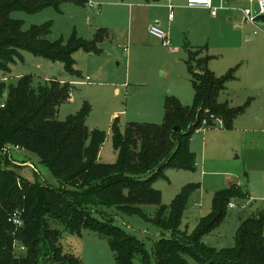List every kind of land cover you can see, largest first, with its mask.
Returning <instances> with one entry per match:
<instances>
[{
    "label": "trees",
    "instance_id": "obj_1",
    "mask_svg": "<svg viewBox=\"0 0 264 264\" xmlns=\"http://www.w3.org/2000/svg\"><path fill=\"white\" fill-rule=\"evenodd\" d=\"M65 2L85 5L88 0H0L1 74L10 71V65L23 51L63 62L68 69L73 68L72 56L78 50L101 53L97 43L107 35L103 29L90 41L74 37L64 45L49 39L51 24L24 31L22 22L11 17L15 11L34 14ZM184 48L193 76V106L184 107L168 97L162 124L130 123L122 131L115 120L111 132L116 161L112 164L100 160L106 134L87 126L89 105L65 121L58 120L59 107L71 96L69 84L53 80L35 90L29 76L8 87L0 83V104H4L0 108V264H79L63 254V231L52 228L51 223L70 233H97L108 241L118 264H133L137 255L143 264H153L144 245L115 225L112 218L100 220L92 216V209L101 206L144 217L142 209L150 205L157 207L154 222L169 234L155 244V264H187L186 255L201 264H264V217L244 220L232 249L218 251L201 240L224 220L232 200H247L248 194L242 188L232 184L217 192L212 214L189 234L180 230V224L193 188L185 189L167 207L152 187L166 169L193 170V134L201 128L214 127L218 119L223 121V128L231 129L250 103L238 107L221 103L219 96L236 79L237 68L219 77L209 69L212 56H203V49L189 45ZM177 127L181 131H175ZM10 148L36 155L60 187L31 183L18 176L10 169ZM16 211L21 212L24 226L15 230L8 219ZM102 216L106 218L103 213ZM14 242L23 245L26 253L14 252Z\"/></svg>",
    "mask_w": 264,
    "mask_h": 264
},
{
    "label": "rangeland",
    "instance_id": "obj_2",
    "mask_svg": "<svg viewBox=\"0 0 264 264\" xmlns=\"http://www.w3.org/2000/svg\"><path fill=\"white\" fill-rule=\"evenodd\" d=\"M88 1L93 3V7L88 3L79 5L75 2H65L58 8L47 7L34 14L15 11L11 17L22 22L24 31L34 26L51 24L49 39L62 41L64 45L69 44L74 37L77 40L90 41L103 29L107 35L97 43L101 53L78 50L72 56L73 68L68 69L63 62L37 57L29 51H23L21 57L10 65L8 73H0V78H6V81L1 83H7L8 87L16 85L19 78L29 76L35 90L53 80L69 84L71 96L59 107L58 120L65 121L68 117L78 114L84 105H89L91 113L87 126L90 130H99L106 134L100 160L102 163L112 164L116 161L111 132L113 122L118 120L122 131L130 123L162 124L164 104L168 97L178 100L184 107H192L195 100L193 76L187 63L188 52L183 46L173 55L172 62L165 56L158 43L147 44L148 50L141 55L140 48H131L130 45L126 51L124 47L128 42L123 39L129 28L128 18L123 25L113 23L114 12L108 11L101 16L103 8L100 9V2ZM231 6L230 9L237 18L231 22L224 17L226 13L221 9L218 12L220 21L222 20L220 26L211 20L213 16L211 17L210 11L206 14L197 9H175L171 22L178 25V29H188L190 26L192 29L174 32V39L177 40L181 35L190 41L191 32L193 40L202 42L210 53L221 52V56L214 57L211 62L224 65H227L229 51L239 50L242 45L243 51L250 55V59L255 51L264 54V32L258 30L256 40L249 41L246 32L251 29L255 32L256 28L245 23L241 13L242 8L256 10L257 5L239 2ZM163 15L169 20V10ZM103 22L109 24L110 29L101 26ZM198 22L203 26L201 29L196 27ZM243 25L245 30L242 29ZM235 68L237 76L245 67ZM250 68L251 65L248 66V69ZM261 71L257 69L244 75L246 82H241V85L245 86L240 87L242 91L250 92L246 99L250 103L245 113L234 121L231 129L223 128L216 120L214 127L201 128L193 134L190 148L196 157L195 168L166 169L152 185L160 194L162 204L167 207L171 206L185 189L193 188L182 212L180 224L182 232L192 234L201 221L212 214L214 197L217 192L229 187L228 179L240 183L244 181L235 177V173L233 175L237 167L249 165L256 168L250 173L254 195L250 189L247 200H232L231 203L236 205V208L228 207L224 220L201 239L207 247L218 251L236 246V236L244 220L264 217V133H249L264 129V125L259 123V115L264 117V66ZM219 101L223 103L221 98ZM9 156L10 169L18 176L31 183L42 182L60 187L56 177L40 163L36 155L22 149L10 148ZM206 158L219 163H213L211 173L202 178L201 165ZM142 212L144 217L130 215L117 207L98 206L92 209V216L100 220L112 218L115 225L144 245L152 257V263L155 264V244L163 237H169V234L154 222L156 206H145ZM51 226L63 231L60 238L63 254L75 258L79 264H118L108 241L97 233L88 230L70 233L58 224L51 223ZM185 259L187 264H201L197 258L190 255H186ZM133 264H143L139 255L135 257Z\"/></svg>",
    "mask_w": 264,
    "mask_h": 264
},
{
    "label": "crops",
    "instance_id": "obj_3",
    "mask_svg": "<svg viewBox=\"0 0 264 264\" xmlns=\"http://www.w3.org/2000/svg\"><path fill=\"white\" fill-rule=\"evenodd\" d=\"M100 2V9L103 8V13L101 12V16L104 14H107L108 11L114 12L113 17H112V22L113 23H118L119 25H123L125 22V19L128 18L127 24H129V28L127 29V34L124 35V41L128 42L126 44L127 46L124 47L126 51H128V45L131 46V48H140V55L146 50L147 44L149 43H158L162 51H164L165 56L169 57L170 62L173 61L172 57L173 55L177 54L179 52V47L183 46H191L194 48H199V49H205L203 52L204 55H210L213 58H218L221 56V52L213 53L209 52L207 48L202 44V42H197L193 40L191 36V32H189V39L190 41H187L182 37L181 35L177 38V40L174 39V32L177 31H190L192 27L190 28H179L178 25H176L174 22H171L170 15L174 13V10L177 9L178 11H186L190 9H197V11H204L206 14L207 12L209 13V10L203 9V8H189L187 6V0H171L168 2L167 0H97ZM239 2H245L244 0H213V5L216 8H223L224 12L226 15L224 17L226 19H229L231 22L234 21V19L237 18V15H234L232 13V9H230L235 3ZM247 3V2H246ZM228 4V6H227ZM172 7V9L170 8ZM243 9V8H242ZM245 9V8H244ZM169 10V20H167L166 15H163V13H166ZM100 13V10H99ZM242 13V12H241ZM211 15V14H210ZM212 17V15H211ZM213 22L218 23L217 26H220L222 24V20L220 21V18L217 14L216 17H212L211 19ZM194 24V22H193ZM156 25L160 29L164 30L166 34L168 35V38L172 41V46L176 49V53H171L169 49L165 48L162 46L161 42L151 36L149 33V29L151 26ZM103 27H107L110 29L109 24H105L104 22L101 24ZM252 26V25H251ZM198 29H201L203 26L199 22L197 23L196 26ZM244 28V25L242 26ZM254 29L256 28L253 26ZM252 28V27H251ZM204 29H206L204 27ZM203 30V29H202ZM258 29L256 28L255 32L253 30H248L246 32V36L249 41H255L258 33ZM253 33V34H252ZM244 34V37H246ZM116 35H114V38ZM193 43V44H192ZM244 43V42H242ZM248 46V45H246ZM228 61L227 65L225 64H220V63H214L211 62L213 58L209 62V68L213 70L218 76H223V74H226L231 68L237 67V66H243L245 67L241 73L236 76V79L232 82L229 83L228 85V90L226 92H223L220 94L219 98L223 100V103H229L231 106H241L239 104L241 103H246L247 102V97H249L250 92L242 91L240 86H245L241 85V82H246V80L243 78L244 75L248 72H253L258 69V71L262 72V66H264V54H258L256 51L250 59V55L246 54L243 51V45L240 47L239 50H230L228 53ZM223 65V67H222ZM251 65V68L248 69V66ZM255 67L257 69H255ZM163 70V69H162ZM165 73V71L163 72ZM89 80V79H87ZM246 100V101H245ZM245 101V102H244ZM259 123L260 125H264V117L262 115H259ZM258 125V126H260ZM254 133V134H259V133H264V129L262 131H249V133ZM256 132V133H255ZM213 163H219V161L215 160H210V159H205L203 160V165H201V177H205V174L208 175V173H211V168H214L212 165ZM237 167L236 171L233 172V175L235 173V177L244 179L240 183L241 188L243 189L244 192L250 196V189L253 191L252 195H254L255 191L252 188V180H251V174L253 170L256 168L252 166H242ZM237 183L236 181H233L231 178L228 179V185H232Z\"/></svg>",
    "mask_w": 264,
    "mask_h": 264
},
{
    "label": "built area",
    "instance_id": "obj_4",
    "mask_svg": "<svg viewBox=\"0 0 264 264\" xmlns=\"http://www.w3.org/2000/svg\"><path fill=\"white\" fill-rule=\"evenodd\" d=\"M170 2L171 0H167ZM247 3L256 4L257 9L245 8L241 12L244 16V22L255 26L260 32H264V0H244ZM90 7H93V3L88 1ZM187 6L189 8H203L211 12L213 17H216L218 12L223 8H216L213 5V0H187ZM172 9V7L170 6ZM170 18L173 19V14L170 15ZM261 21V22H259ZM151 36L159 40L163 47L170 50L171 53H176V49L172 46V41L168 38L166 32L160 29L158 26L153 25L149 29ZM0 83L6 81V78L1 79ZM4 104H0V108H3ZM206 123V122H205ZM219 125L223 126V121L218 119ZM238 188H241L240 183H235ZM230 209H235L236 205L233 203L229 204ZM8 222L16 229L22 228L24 222L21 218V212H14L8 219ZM14 252L16 253H26V248L23 245L14 242L13 244Z\"/></svg>",
    "mask_w": 264,
    "mask_h": 264
},
{
    "label": "water",
    "instance_id": "obj_5",
    "mask_svg": "<svg viewBox=\"0 0 264 264\" xmlns=\"http://www.w3.org/2000/svg\"><path fill=\"white\" fill-rule=\"evenodd\" d=\"M175 131H181V130L177 127V128H175Z\"/></svg>",
    "mask_w": 264,
    "mask_h": 264
}]
</instances>
